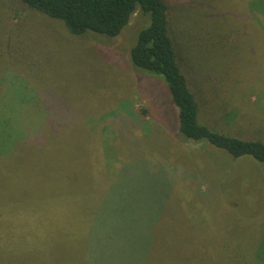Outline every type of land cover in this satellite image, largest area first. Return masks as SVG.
Here are the masks:
<instances>
[{
	"label": "rangeland",
	"instance_id": "rangeland-1",
	"mask_svg": "<svg viewBox=\"0 0 264 264\" xmlns=\"http://www.w3.org/2000/svg\"><path fill=\"white\" fill-rule=\"evenodd\" d=\"M250 1L167 0L180 63L203 122L264 142V6L253 15ZM148 22L137 12L118 37L90 32L78 38L19 0H0V48L11 40L13 50H33L29 63V56L20 60L1 49L0 66L11 63L10 73L25 74L40 98L49 89L54 101L58 95L70 101V114L81 124L86 119L97 133L75 122L55 130L49 125L50 135L46 130L45 139L32 140L44 103L36 96L37 103L22 106L7 90L0 105V207L43 210L56 196L73 198L61 210L59 228L43 226L36 234L65 248V227L88 213L85 200L91 210L101 194L119 190L127 199L119 194L111 202L126 203L122 216L138 214L144 239L162 204L155 237L165 244L151 253L156 256L149 264H264V166L179 136L177 108L164 79L130 65V49ZM6 130L18 140L26 137L8 143ZM125 151L127 166L141 167L111 186L107 166L97 169L94 155L113 160L120 152L114 167L126 160ZM234 174L241 176L231 179ZM62 256L71 255L44 247L30 252L29 264H64Z\"/></svg>",
	"mask_w": 264,
	"mask_h": 264
},
{
	"label": "trees",
	"instance_id": "trees-1",
	"mask_svg": "<svg viewBox=\"0 0 264 264\" xmlns=\"http://www.w3.org/2000/svg\"><path fill=\"white\" fill-rule=\"evenodd\" d=\"M19 1L37 14L62 22L68 32L78 38H83L90 32L108 38L118 37L130 23L135 13L145 14L149 22L136 35L129 52L130 65L135 72L159 76L164 79L169 96H171L170 99L177 108L179 136L184 141L208 142L225 150L234 159L250 157L264 166L263 141L230 135L211 128L203 122L200 116L198 96L190 87L180 63L182 56L179 52L180 47L171 31V7L167 0ZM262 6H264V0H251L249 2V10L252 14H258ZM10 44L6 46L4 41L0 50L7 48L10 56L12 53L16 54L20 60L29 56L26 61L33 63L30 60L33 50H24L21 45L22 42H20L21 46L13 50L11 40ZM10 71H12L11 63L0 66V105L4 94L6 95L8 92L7 90L13 92V95L16 96L13 99H17L22 106L37 103L39 100L44 103L45 110L39 116L37 128L30 131L32 140L45 139L46 130L50 135L51 129L55 130V127L62 128L63 126L74 125L75 122L80 123L79 119L76 121V116L70 114L71 107L70 104L67 105L70 101L53 92L55 96L58 95L57 97L62 98V100L57 98L58 100L54 101V98L50 97L48 93L51 91L49 89H46L40 98L37 95V89L32 87L25 74L16 71L21 75L19 76L10 73ZM36 96L39 98L37 101ZM227 117L230 121L232 115L228 114ZM49 125H52L51 129ZM81 126H85L89 133L92 131L90 134L96 137L97 133H95L94 128L90 129V122L86 119H83ZM6 132L8 134L3 136V140L9 138L8 143L14 142L16 144L20 139L26 137L18 140V136L14 135L16 133L10 130H6ZM94 146L96 145L92 147ZM118 154H115L113 160L101 152L94 155V164L97 169L107 166L106 178L109 182L107 184L111 186L120 182L129 170H136L141 167V165L127 166L129 161L127 151L124 152L126 160L118 161L119 164H117L118 162L113 163V167L112 161H116ZM2 155L0 152V156ZM102 161L103 164L105 162V165L99 164ZM112 167L114 168L113 171ZM235 176L237 178L241 175L234 174L231 179ZM238 189L237 186L235 190ZM116 191V193L113 190L108 194H101L91 210L87 204L88 199L85 200L88 213L83 218L81 216L76 217L71 224L65 227V230L69 229V232L65 231V239L61 241L62 244L66 245L65 248L61 244L53 245L56 243L55 241H41L36 234L42 231L43 226L52 224L53 228H59L61 226V210L70 208L69 205L71 201H74L73 198L62 200L56 196L54 205L43 210L35 208L18 211L0 207V264H29L30 252L44 247L51 252L54 250L63 252V254H70L69 257L72 259L66 256L60 258L64 264H149V261L156 256H151V253L156 249L161 251L165 244V240L160 238L159 241L155 237L156 225L159 222L158 219L161 218L162 204L158 205L155 210L156 218L153 223H150L148 235L144 239L141 235V223L137 221L138 214L133 211L130 216L129 214L122 216L121 212L127 211L126 203L117 207L111 202L119 194L121 200L127 199L124 192ZM169 197L170 195L166 196V199ZM235 200L241 202V200ZM59 203L60 205H58ZM32 229L36 231L35 234H30ZM24 234L30 236L26 239L23 238ZM158 244H161L162 247ZM49 257L52 262L57 259L53 255H49Z\"/></svg>",
	"mask_w": 264,
	"mask_h": 264
}]
</instances>
